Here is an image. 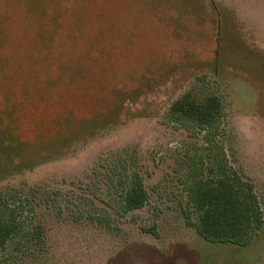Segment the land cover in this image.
Masks as SVG:
<instances>
[{
	"label": "rangeland",
	"instance_id": "374dc122",
	"mask_svg": "<svg viewBox=\"0 0 264 264\" xmlns=\"http://www.w3.org/2000/svg\"><path fill=\"white\" fill-rule=\"evenodd\" d=\"M223 172L245 246L197 232L188 186ZM0 218V264H264V0H0Z\"/></svg>",
	"mask_w": 264,
	"mask_h": 264
},
{
	"label": "trees",
	"instance_id": "16d2710c",
	"mask_svg": "<svg viewBox=\"0 0 264 264\" xmlns=\"http://www.w3.org/2000/svg\"><path fill=\"white\" fill-rule=\"evenodd\" d=\"M171 111L182 118H190L201 125H213L221 113V103L215 96L195 100L189 95L177 100ZM224 173V172H223ZM224 173L217 178L194 177L188 186V199L198 213L197 232L210 242H232L239 246L247 245L263 220L256 197L250 184L248 190L231 180ZM147 194L138 181L127 193L124 208H141ZM14 231L12 224L0 218V241H4Z\"/></svg>",
	"mask_w": 264,
	"mask_h": 264
}]
</instances>
